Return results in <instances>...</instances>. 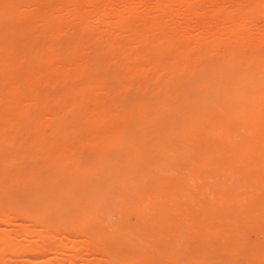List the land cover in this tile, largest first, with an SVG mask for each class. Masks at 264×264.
Listing matches in <instances>:
<instances>
[{
  "label": "bare ground",
  "instance_id": "1",
  "mask_svg": "<svg viewBox=\"0 0 264 264\" xmlns=\"http://www.w3.org/2000/svg\"><path fill=\"white\" fill-rule=\"evenodd\" d=\"M140 50L156 55L151 84ZM101 60L125 94H152L115 103ZM60 84L57 113L92 119L55 117L41 87ZM25 128L30 147L14 149ZM78 138L95 152L73 168L64 145ZM0 159L19 214L83 237L71 249L100 264H264V0H0ZM9 241L0 254L29 248Z\"/></svg>",
  "mask_w": 264,
  "mask_h": 264
},
{
  "label": "rangeland",
  "instance_id": "2",
  "mask_svg": "<svg viewBox=\"0 0 264 264\" xmlns=\"http://www.w3.org/2000/svg\"><path fill=\"white\" fill-rule=\"evenodd\" d=\"M261 23L262 22H260L259 24H261ZM71 24L73 25L74 22L70 21V25ZM180 24H181V22H180ZM73 29H75V28H64V31L61 34V37L64 38L63 40H65L67 38H71L70 35H67L64 33H68L70 31H72ZM86 29L89 31L93 30L92 28H86ZM103 29L104 28L95 29L97 32L96 34H98V38L100 37V35H102ZM76 30H78V29H76ZM193 33L194 32H192V34ZM74 34H76V35H74L73 37H77L79 33L75 31ZM115 34H120L118 36V38L123 39V40H128L132 37V35L128 31L116 32ZM88 38H89L88 33L87 34L85 33L82 36V40H84V41H86ZM87 42L93 43L94 40L93 41L91 40V42L86 41V43ZM140 51H141V54H140L141 58L150 60V62H151V64L149 62L144 63L145 65H142V67H141L143 69V70H141L143 79H145L149 84H151L153 81H155V76H156L153 72L152 67H151L152 62H153V58L155 59L156 55L150 54L149 52H144L143 50H140ZM100 64L107 71L106 77L104 79H102V81H100V84L103 85L104 88H107V91H109L110 93L112 92L111 95L115 98V103L119 104V102L123 99V97H126V98H124V100L126 99L127 102L125 103L124 100H122L121 104H123V105L126 104V105L130 106V105L135 104L138 99L147 98L152 94V90L154 89L153 85L149 86L148 91L143 90V89L141 90V89H139L138 85H136L132 90L128 91L127 94H125V92L123 90L118 88V85L116 84V80H115V77L122 75L123 71H121L118 67H114L113 63L110 62V60H108V61L107 60H101ZM151 79H153V80H151ZM70 80H72L71 82L75 83L74 78H71ZM75 84H73V85H75ZM64 90H65V86L62 84L58 85L57 87L44 86V85H42V87H41L42 93L48 94L49 105H51V107L54 109L55 117H58L60 120H62L65 123L73 122L75 119H77V121L81 124H82V122L89 121L90 119H92L93 114H89V115H86L87 113L76 114L75 119H74L71 115L64 116L63 114L57 113L56 103L52 102L53 95L49 94V93H56V92H60V91H64ZM23 93L30 95V94H34L35 92L33 90H29V89L25 88ZM131 102H132V104H131ZM128 103H130V105ZM43 105H45V104H43ZM110 106H112V104ZM43 118L44 119H48V118L50 119L51 115L45 113L43 115ZM28 130H29V128H25L23 130L26 132V133L24 132L25 134H23L21 132L22 134L19 135L20 137H18L16 144L14 146L15 147L14 149L26 150V148H27V150H28L31 143H29V140H28L27 144L25 143V142H27L26 137L30 138L31 140H32L31 137H33V136L28 137L29 135H32L31 131H28ZM44 131H45L44 134L46 136L51 135L50 129L45 128ZM9 133H10V131L8 132V134ZM12 135H13V133L10 134V136H12ZM31 140H30V142H31ZM74 141L68 140V142L64 145V149L68 152V154L70 156V166L74 168L75 166L86 164V163L87 164L89 163L91 165L93 160L88 159V158L91 155H94L95 151L89 145L83 144L82 143L83 140L79 141V138H78V140L74 139ZM56 144L58 145L57 146L58 149L63 147V145H59L58 139L56 141ZM43 149H45V148L43 147L42 149H40L38 151H41ZM83 153H84V155H83L84 157L82 156ZM4 156H6V155H4ZM34 159H36L35 160L36 162H34L35 166H41L42 164L46 163L45 157L42 154H37L34 157ZM1 169H2V159H0V172H1ZM5 173L8 174V172H5ZM5 173H2L4 178L7 175ZM2 174H0V176ZM4 174H5V176H4ZM10 177H11V175L9 177H7V179ZM0 180H2V178H0ZM9 180L3 179L2 181H4V183L6 181H8V184H7V182L5 184H3V182L0 184L1 185V187H0V196H1L0 200H1V203L3 204V207L5 208L3 210H0V214L3 215L1 218H5V219H0V235H7L8 239L10 240L9 244L12 247L22 249L23 246H28L29 248L27 250H25V253L17 255L18 257L17 256L13 257L10 250L3 252L2 254H0V264H71V263L72 264H100L99 260H101L103 258H102V255H100L99 253H96L94 255V254H90L88 252H85V250L80 246V244H79L78 248L71 249V246L73 244H75L76 242H79V243L82 242L84 240L83 237L80 238L78 236H73V234H72V236L66 235V234L58 235L55 232H53L51 228H43L37 224L34 225L31 223V221H29L30 219L25 218V215H23V214L20 215L19 209H22L18 205V203H20V201H17V202L13 201L11 196L14 195L15 193L13 194V192H9L10 190L6 191V188L11 186ZM62 184H63V182H62ZM17 185L18 186L14 187V190H15V188L17 189L18 187L21 188L24 186L23 183L20 185L19 182ZM192 185H193V183H192ZM77 196H78L77 198L65 200V204H66V206L68 205L70 207L69 208L70 211L72 209L75 210L76 207L81 208V201L79 198V192H77ZM212 198H213V196L211 195L210 199H212ZM78 214H76V215L71 214L69 217L71 220L78 222ZM22 215L24 217H22ZM39 235L42 236L41 239H39ZM67 237H69L70 240H66ZM60 243H62V245L64 246L63 250L59 251V252H54L53 247L59 245ZM225 259H226L225 257H221V258H219V261L224 263ZM235 261H236V264L241 263V261L238 259H236Z\"/></svg>",
  "mask_w": 264,
  "mask_h": 264
}]
</instances>
